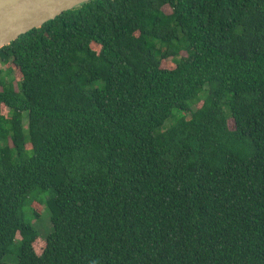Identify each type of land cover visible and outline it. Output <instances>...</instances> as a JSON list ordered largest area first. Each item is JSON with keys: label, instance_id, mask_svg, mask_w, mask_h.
<instances>
[{"label": "trees", "instance_id": "obj_1", "mask_svg": "<svg viewBox=\"0 0 264 264\" xmlns=\"http://www.w3.org/2000/svg\"><path fill=\"white\" fill-rule=\"evenodd\" d=\"M0 63V264H264V0H89Z\"/></svg>", "mask_w": 264, "mask_h": 264}, {"label": "water", "instance_id": "obj_2", "mask_svg": "<svg viewBox=\"0 0 264 264\" xmlns=\"http://www.w3.org/2000/svg\"><path fill=\"white\" fill-rule=\"evenodd\" d=\"M89 0H0V48Z\"/></svg>", "mask_w": 264, "mask_h": 264}, {"label": "rangeland", "instance_id": "obj_3", "mask_svg": "<svg viewBox=\"0 0 264 264\" xmlns=\"http://www.w3.org/2000/svg\"><path fill=\"white\" fill-rule=\"evenodd\" d=\"M167 11H170V8L169 7H166L165 8ZM165 65L166 66H168V67H171V66H173V62L171 61V60H167L166 62H165ZM2 65H1V63H0V67H1ZM16 78H17V80H19L20 79V75L18 74V73H16ZM175 112H177V110L175 111ZM171 119H169V120H167V123L170 121ZM171 122V121H170ZM169 122V123H170ZM166 123V124H167ZM168 123V124H169ZM232 124V123H231ZM52 191L51 190H47L46 192H43L40 196H39V199L40 200H46L48 197H49V195H50V193H51ZM32 207L34 208V209H38V210H42L41 211V217L39 218V219H36V218H33V216L32 215H30V210H29V207L27 208V214H26V218L28 219V220H31V222H32V224L34 225V226H36L37 228H38V230L40 231V237L39 238H42V239H37L36 240V242H35V248H36V251L38 252V253H41L42 252V250L44 249V247H45V240L43 239V237H46V235L48 234V232H50V230H51V222H50V213H49V211H48V209H47V207H45V208H43L41 205H39L38 203H33V205H32ZM43 208V209H42ZM17 259H18V252H17V246L16 245H14V246H12V249H11V251H10V253H8L6 256H5V261H7V262H12V263H14V262H16L17 261Z\"/></svg>", "mask_w": 264, "mask_h": 264}]
</instances>
